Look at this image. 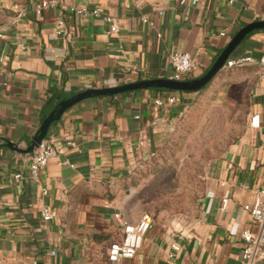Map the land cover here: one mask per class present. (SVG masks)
I'll use <instances>...</instances> for the list:
<instances>
[{"label": "crops", "instance_id": "obj_1", "mask_svg": "<svg viewBox=\"0 0 264 264\" xmlns=\"http://www.w3.org/2000/svg\"><path fill=\"white\" fill-rule=\"evenodd\" d=\"M41 1L0 0V138L22 149L55 108L43 118L52 95L61 102L91 88L171 78L169 54L175 51L192 54L201 76L243 27L264 21V0L234 5L204 0L197 6H181L178 0H143L140 6L134 0H62L58 9L38 14ZM70 8L97 9L117 20L118 31L111 33L101 19L72 15ZM145 16L154 26L143 23ZM61 17L68 36L55 34ZM246 56L254 60L242 70L253 80L246 130L211 167L199 220L153 219L143 248L123 264H244L239 234L254 225L243 205L264 179V31L249 35L228 60ZM199 93L140 90L73 106L49 130L46 140L58 154L39 183L28 178L33 153L0 147V264H108V249L123 233L115 215L122 214L126 223L141 218L127 216L125 200L114 194L117 183L153 151L159 133ZM17 174L25 179H16ZM227 191L231 202L222 211ZM44 207L55 213L54 221L44 223Z\"/></svg>", "mask_w": 264, "mask_h": 264}, {"label": "rangeland", "instance_id": "obj_2", "mask_svg": "<svg viewBox=\"0 0 264 264\" xmlns=\"http://www.w3.org/2000/svg\"><path fill=\"white\" fill-rule=\"evenodd\" d=\"M242 70L223 69L159 133L153 151L117 183L114 194L125 200L130 219L149 214L162 223L199 220L211 167L246 130L253 80Z\"/></svg>", "mask_w": 264, "mask_h": 264}, {"label": "built area", "instance_id": "obj_3", "mask_svg": "<svg viewBox=\"0 0 264 264\" xmlns=\"http://www.w3.org/2000/svg\"><path fill=\"white\" fill-rule=\"evenodd\" d=\"M181 6L190 4L191 6H197L204 0H178ZM230 5L236 4L237 0H220ZM137 6L143 3V0H134ZM62 4V0H45L41 1L37 5V13L41 14L43 10H56ZM69 13L82 18H94L101 19L104 22L110 24L111 33L118 31L117 20L109 15H104L101 11L94 9L89 10L87 8H70ZM159 16H163L164 12L160 11ZM145 25L154 26V23L145 16L143 18ZM55 34L59 37L68 36L67 24L64 17L58 19L55 27ZM158 38L162 37V34L157 35ZM222 36H225L223 33ZM169 62L173 69L172 80L184 81L189 76H198L200 66L194 56L187 52L175 51L169 54ZM254 60L251 56L240 57L234 60H228L224 67L225 70L242 69L248 64L253 63ZM261 75L264 78V57L260 59ZM176 102L175 98L169 99L170 104ZM158 106H162V101H157ZM160 120H157L158 123ZM73 146V143H68ZM58 154L57 148L54 144L48 140H44L41 145L34 151L30 158L29 177L34 182L39 183L40 174L47 168L49 161ZM16 179L22 181L25 179L23 174H17ZM242 189L251 190L249 185L243 184ZM253 199L243 205V210L247 212L252 218L254 230H247L239 234V237L245 242V246L242 252V261L244 264H256L257 260H264V179L260 188L253 191ZM43 194L47 195V191L43 190ZM209 197H213L212 193H209ZM231 202L230 191L225 192L222 200V211H226ZM42 218L44 223H49L55 220V213L49 208L44 207L42 209ZM115 218L121 223L123 228L122 237L119 242L111 245L107 252L108 264H123L125 260H133L137 254L143 248L145 238L153 225V218L149 214H143L136 223H126L123 220L122 214L118 213ZM237 233L235 232V235ZM174 251H179L178 244L172 246ZM51 256H55L56 252L52 250ZM170 258H173V254H170Z\"/></svg>", "mask_w": 264, "mask_h": 264}, {"label": "water", "instance_id": "obj_4", "mask_svg": "<svg viewBox=\"0 0 264 264\" xmlns=\"http://www.w3.org/2000/svg\"><path fill=\"white\" fill-rule=\"evenodd\" d=\"M256 31H264V21L254 22L243 27L228 43L227 47L221 52L215 63L201 76L184 81H175L171 78H159L150 80H139L128 84L109 87L91 88L81 91L72 97L59 102L52 112L44 118L37 135L32 139L26 149L0 138V147L8 148L20 155H30L47 139L50 128L61 120L64 113L77 104L92 98L113 97L123 93L164 89L170 92H200L207 87L224 69L230 56L241 46L245 39Z\"/></svg>", "mask_w": 264, "mask_h": 264}, {"label": "trees", "instance_id": "obj_5", "mask_svg": "<svg viewBox=\"0 0 264 264\" xmlns=\"http://www.w3.org/2000/svg\"><path fill=\"white\" fill-rule=\"evenodd\" d=\"M195 78H197V77L189 76L188 78H186V80H192V79H195ZM204 89H206V87ZM204 89H202L201 91H203ZM155 91H157V92H170V91H167V90H164V89H156ZM109 98H114V97H109ZM58 102L59 101L57 100V94L56 95H52L51 99L47 103L45 111L43 112V115H42L43 118L49 113L50 107H52V108L55 107Z\"/></svg>", "mask_w": 264, "mask_h": 264}]
</instances>
